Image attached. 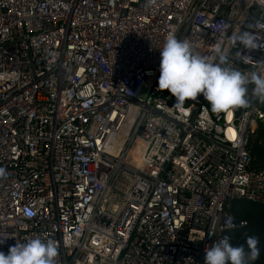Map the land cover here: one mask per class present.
Instances as JSON below:
<instances>
[{
	"label": "built area",
	"instance_id": "obj_1",
	"mask_svg": "<svg viewBox=\"0 0 264 264\" xmlns=\"http://www.w3.org/2000/svg\"><path fill=\"white\" fill-rule=\"evenodd\" d=\"M173 28L264 73V0H0V251L39 236L55 264H203L246 225L235 200L264 204L252 85L230 116L202 96L176 106L157 89Z\"/></svg>",
	"mask_w": 264,
	"mask_h": 264
},
{
	"label": "clouds",
	"instance_id": "obj_2",
	"mask_svg": "<svg viewBox=\"0 0 264 264\" xmlns=\"http://www.w3.org/2000/svg\"><path fill=\"white\" fill-rule=\"evenodd\" d=\"M173 28L159 49L157 89H167L176 106L186 100L202 96L215 113L229 114L237 107H247L248 85L251 94L264 101V73L259 70L248 74L227 66L226 54L221 46L214 49L216 56L209 59L195 53L188 40L178 39ZM234 45L244 49H256L257 38L249 31H238L229 37ZM264 67V62H258ZM0 169V175H3ZM7 237H0V244ZM257 241L246 237L245 244L233 245L224 236L213 243L203 254V264H249L255 258ZM247 246V250L245 248ZM57 244L42 240L39 236L8 247L7 253L0 251V264H55Z\"/></svg>",
	"mask_w": 264,
	"mask_h": 264
},
{
	"label": "trees",
	"instance_id": "obj_3",
	"mask_svg": "<svg viewBox=\"0 0 264 264\" xmlns=\"http://www.w3.org/2000/svg\"><path fill=\"white\" fill-rule=\"evenodd\" d=\"M260 109L264 111V101L259 100ZM251 167L264 169V117L256 121L255 130L248 143ZM232 213L237 220H243L246 225L225 231L233 245L245 244L246 237H255L257 243L256 255L249 264H264V204L246 199H238L232 203ZM247 250V246L245 245Z\"/></svg>",
	"mask_w": 264,
	"mask_h": 264
},
{
	"label": "water",
	"instance_id": "obj_4",
	"mask_svg": "<svg viewBox=\"0 0 264 264\" xmlns=\"http://www.w3.org/2000/svg\"><path fill=\"white\" fill-rule=\"evenodd\" d=\"M167 92V89H164V94Z\"/></svg>",
	"mask_w": 264,
	"mask_h": 264
},
{
	"label": "snow or ice",
	"instance_id": "obj_5",
	"mask_svg": "<svg viewBox=\"0 0 264 264\" xmlns=\"http://www.w3.org/2000/svg\"><path fill=\"white\" fill-rule=\"evenodd\" d=\"M229 116H230V113H229Z\"/></svg>",
	"mask_w": 264,
	"mask_h": 264
}]
</instances>
